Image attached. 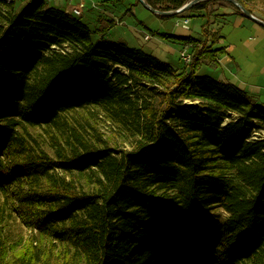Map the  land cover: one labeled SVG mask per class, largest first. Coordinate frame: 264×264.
I'll return each mask as SVG.
<instances>
[{
    "label": "trees",
    "instance_id": "16d2710c",
    "mask_svg": "<svg viewBox=\"0 0 264 264\" xmlns=\"http://www.w3.org/2000/svg\"><path fill=\"white\" fill-rule=\"evenodd\" d=\"M94 34L45 0H0V264H264V105L197 75L227 49L180 38L177 70Z\"/></svg>",
    "mask_w": 264,
    "mask_h": 264
},
{
    "label": "rangeland",
    "instance_id": "374dc122",
    "mask_svg": "<svg viewBox=\"0 0 264 264\" xmlns=\"http://www.w3.org/2000/svg\"><path fill=\"white\" fill-rule=\"evenodd\" d=\"M29 1L17 0V4L23 7ZM45 1L50 7L60 10L76 2L75 0L71 3L65 0ZM92 2H103L102 11H105L103 14L109 22L116 21L119 16L122 17L123 23L118 24L107 36L108 40L124 41L130 48L141 49L154 55L177 70H184L188 67L181 59L184 41L180 38L208 42L210 45L214 42L215 48H232L230 55H225L231 59L230 64L223 62L217 66L215 62L206 59L198 69L197 75L231 83L244 90L250 100L264 105V26L247 16H242V11L235 5L217 0L207 7L206 14L189 11L178 16L163 18L147 9L141 0H92L88 4ZM250 6L256 9L254 16L264 21V0H254ZM112 13H115L117 17L112 16ZM92 14L94 18L100 16L97 10ZM202 15L205 16L202 17ZM81 18L84 23L89 24L87 16ZM186 19L190 21L188 30L183 26ZM177 23L182 25L177 26ZM89 27L95 33L94 38L97 39L99 35L95 32L94 25L89 24ZM145 35L149 37L147 41H145ZM99 129L103 135H110V128L105 122L100 121ZM261 137H264V129L252 134L253 139ZM215 214L221 220H226L228 217L222 209L215 210ZM7 234L11 239L19 240L27 237L29 232L21 221L13 216L8 224Z\"/></svg>",
    "mask_w": 264,
    "mask_h": 264
},
{
    "label": "crops",
    "instance_id": "0c3cea01",
    "mask_svg": "<svg viewBox=\"0 0 264 264\" xmlns=\"http://www.w3.org/2000/svg\"><path fill=\"white\" fill-rule=\"evenodd\" d=\"M75 1L77 3L75 2L74 5H71V4L66 5V7L63 9V11H65L68 14L75 16L73 14V9L74 8L81 9L82 15L79 17H77V16H75V17L82 20L81 17L87 16L88 23L94 25L95 32L97 33V35H99L97 39H101L104 37L105 39L108 40L107 36L110 35V33L116 28V26L118 24L121 25L123 23L121 20L122 17L120 18V16L118 18H116V21L115 20H112L110 22L107 21L106 16L103 14L105 11L104 12L102 11V7H103L102 3L103 2H99V3L92 2V4H88V2L89 1L91 2L92 0H75ZM69 3H71V2H69ZM95 10L99 11V13H100V16L98 18H94V15L92 14V13H94ZM113 15H115V17H117V15L115 13H112V16ZM89 24H87V25L89 26ZM146 36L147 35H145V41H147ZM149 41H151V40H149ZM230 51H232V48L227 49L226 55H230ZM223 57H221L219 59V64H217V66H220L223 62L224 63L227 62V65L231 63V59L227 58V56H223ZM225 58H226V61H225Z\"/></svg>",
    "mask_w": 264,
    "mask_h": 264
},
{
    "label": "water",
    "instance_id": "95a60500",
    "mask_svg": "<svg viewBox=\"0 0 264 264\" xmlns=\"http://www.w3.org/2000/svg\"><path fill=\"white\" fill-rule=\"evenodd\" d=\"M143 5L151 10L152 12H154L155 14L157 15H160V16H178V15H181V14H184L186 12H188L191 8H193L195 5L199 4V3H202V2H205L207 0H193V1H190L189 3H187L184 7H182L181 9L179 10H175V11H160V10H157V9H154L152 8L150 5L147 4V2L145 0H141ZM223 1H226V2H229L233 5H235L236 7H238L248 18L252 19L253 21L259 23L260 25L264 26V21L255 17L254 14H251L245 7H243L237 0H223Z\"/></svg>",
    "mask_w": 264,
    "mask_h": 264
},
{
    "label": "built area",
    "instance_id": "2783aa9c",
    "mask_svg": "<svg viewBox=\"0 0 264 264\" xmlns=\"http://www.w3.org/2000/svg\"><path fill=\"white\" fill-rule=\"evenodd\" d=\"M66 2H72L73 0H65ZM73 14L77 17L81 16L82 15V10L79 9V8H74L73 9ZM190 21L188 19H186L184 22H183V26L185 29L188 30V25L190 24L189 23ZM182 25L181 23H177V26H180ZM149 39V37H146V40ZM181 59L183 62H185V64H190L192 63V54H191V51H190V47L186 46L183 48L182 52H181Z\"/></svg>",
    "mask_w": 264,
    "mask_h": 264
}]
</instances>
